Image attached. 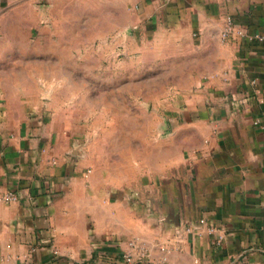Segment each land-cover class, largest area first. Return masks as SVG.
I'll use <instances>...</instances> for the list:
<instances>
[{
    "label": "crops",
    "instance_id": "crops-1",
    "mask_svg": "<svg viewBox=\"0 0 264 264\" xmlns=\"http://www.w3.org/2000/svg\"><path fill=\"white\" fill-rule=\"evenodd\" d=\"M113 1L117 53L167 83L112 120L3 90L0 264H264V0ZM11 61L0 80H41Z\"/></svg>",
    "mask_w": 264,
    "mask_h": 264
},
{
    "label": "rangeland",
    "instance_id": "rangeland-1",
    "mask_svg": "<svg viewBox=\"0 0 264 264\" xmlns=\"http://www.w3.org/2000/svg\"><path fill=\"white\" fill-rule=\"evenodd\" d=\"M114 4L113 0L27 1L15 4L0 18V59L9 54V59L0 61L5 63L0 64L1 73L21 69L11 63L12 58H42V64L24 67L26 75L34 73L41 80H0V122L7 116L10 122L22 117L17 98L3 95V90L12 92L19 86L28 92L27 98L41 94L58 106H74L75 116L83 106L101 117L98 110L103 106L109 110L102 114L107 120L115 117L111 109L115 105L133 101L144 106L157 99L167 81L146 76L159 72V65L134 64L122 52L117 53L115 44L126 34L114 31ZM134 76L138 80H133Z\"/></svg>",
    "mask_w": 264,
    "mask_h": 264
},
{
    "label": "built area",
    "instance_id": "built-area-1",
    "mask_svg": "<svg viewBox=\"0 0 264 264\" xmlns=\"http://www.w3.org/2000/svg\"><path fill=\"white\" fill-rule=\"evenodd\" d=\"M238 34V35H243L244 32L243 31H237L236 30V23L234 20L230 19L228 21L227 27L223 32V39H228L230 38L233 34ZM254 40H257L259 42H264V36H260V35H255L253 36ZM6 200L7 201H17L18 198L15 194L9 193L6 195ZM128 262H133V258L131 256H127L126 257Z\"/></svg>",
    "mask_w": 264,
    "mask_h": 264
}]
</instances>
